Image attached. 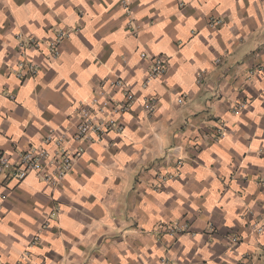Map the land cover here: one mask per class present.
Segmentation results:
<instances>
[{
    "label": "crops",
    "instance_id": "0c3cea01",
    "mask_svg": "<svg viewBox=\"0 0 264 264\" xmlns=\"http://www.w3.org/2000/svg\"><path fill=\"white\" fill-rule=\"evenodd\" d=\"M59 29L58 57L31 49L40 72L20 78L17 34ZM118 79L136 95L124 131L73 141L75 107ZM49 134L84 153L57 185L0 174L1 264H264V0H0V152Z\"/></svg>",
    "mask_w": 264,
    "mask_h": 264
},
{
    "label": "built area",
    "instance_id": "2783aa9c",
    "mask_svg": "<svg viewBox=\"0 0 264 264\" xmlns=\"http://www.w3.org/2000/svg\"><path fill=\"white\" fill-rule=\"evenodd\" d=\"M221 24V19H210V26L213 28L219 27ZM68 36H70L69 31L59 29L53 40L44 43V41L38 38L28 37L23 33L17 34L21 54L18 76L25 79L26 77H34L40 72L37 64L28 58V52L31 49L43 51L42 47L46 45L47 52H44L45 55L48 58H57L59 55V45ZM167 67L168 62L165 57L156 56L153 58L144 86L147 87L153 80L164 76L167 72ZM118 91L122 95L120 99L114 94ZM135 101L136 95L130 89L129 84L122 79H118L111 84L109 89L102 92L100 96H93L89 101L81 102L75 107L72 114L74 120L73 141L92 143L101 141L110 132L122 133L125 126L121 118L133 108ZM143 106L146 113L149 116H153L155 111V98H146ZM243 106V103H237L234 110L238 111ZM68 143L69 141L65 135L54 136L53 134H49L44 139L42 146H34L21 152L18 160H14L10 156L0 152V174H4L18 181H23L30 174L34 173L41 176L47 183L57 185L72 172L75 163L84 153L82 148L70 149ZM49 146H54L55 150L52 151ZM170 177L165 175L158 176L160 183ZM160 186L161 184L157 187L159 188ZM48 225L49 222L46 226ZM211 229L213 230V228ZM167 230L172 233H179L184 230V226L172 224L167 227ZM254 231L263 233L264 222L255 224ZM38 241L39 235L32 240L30 246H35ZM240 241L241 238L238 235H234L231 238L232 244H238ZM31 255V250L26 249L21 261L26 262L30 260ZM158 264H173V262L169 258L164 257L159 260Z\"/></svg>",
    "mask_w": 264,
    "mask_h": 264
}]
</instances>
